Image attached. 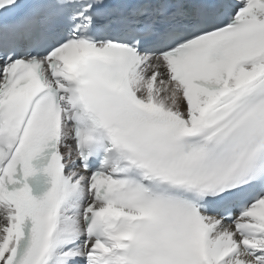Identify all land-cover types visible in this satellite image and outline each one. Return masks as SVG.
<instances>
[{
  "label": "snow or ice",
  "instance_id": "1",
  "mask_svg": "<svg viewBox=\"0 0 264 264\" xmlns=\"http://www.w3.org/2000/svg\"><path fill=\"white\" fill-rule=\"evenodd\" d=\"M0 264H264V0H0Z\"/></svg>",
  "mask_w": 264,
  "mask_h": 264
}]
</instances>
